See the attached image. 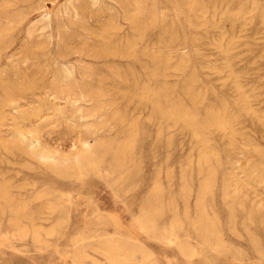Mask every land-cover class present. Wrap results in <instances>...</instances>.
Listing matches in <instances>:
<instances>
[{"label":"rangeland","instance_id":"obj_1","mask_svg":"<svg viewBox=\"0 0 264 264\" xmlns=\"http://www.w3.org/2000/svg\"><path fill=\"white\" fill-rule=\"evenodd\" d=\"M82 4L85 26L66 11L68 0H0V113L9 144L0 141V264H113L112 254L97 250L109 241L128 248L122 264H264V181L254 174L246 185L230 173L249 161L264 165V0ZM39 40L43 47L33 49ZM23 51L32 58L23 61ZM66 66L89 93L79 104L101 106L98 133L81 125L66 91L58 99L45 93ZM19 74L37 87L18 107L4 105L10 89L21 92ZM168 105L204 123L208 149L218 156L209 163L217 186L205 204L227 251L193 227L208 173L206 165L199 173L205 146L165 112ZM210 112L231 120L234 151ZM22 130L71 157L84 142L103 141L86 167L67 169L57 157L34 155ZM228 178L236 192L223 191ZM153 212L156 236L140 223ZM171 227L174 242L162 238Z\"/></svg>","mask_w":264,"mask_h":264},{"label":"bare ground","instance_id":"obj_2","mask_svg":"<svg viewBox=\"0 0 264 264\" xmlns=\"http://www.w3.org/2000/svg\"><path fill=\"white\" fill-rule=\"evenodd\" d=\"M91 1H92V4H95L97 2V0H91ZM129 1H134V0H129ZM41 2H43V1H40V3ZM66 11L72 13V18L76 21L75 23H78L81 26L87 25L85 22V20L87 18H85V16H84L85 15L84 14L85 7L82 4V0H68V5H66ZM133 17H134L133 18V26H137V22H136L137 17L136 16H133ZM104 26H106L105 28L107 29L108 27L112 26V22H109L107 24L105 23ZM35 31H36V29L35 30L32 29L29 31L28 34L31 36L34 34ZM102 32H105V31H102ZM0 33H2L1 30H0ZM101 35L102 34H100V36ZM44 43H45L44 40L37 41L35 43V45L33 46V49L43 47ZM107 46H108V44H107ZM107 46H101L100 50L105 51V52L113 51L114 54L118 53V51H119L118 48H109ZM131 49H132V43H131V45L128 46L126 54L131 53ZM221 49H222V47H221ZM223 49H224V47H223ZM21 54H22L21 59L23 61H27L28 59L32 58V53H30L28 51H25V52L23 51ZM227 66L230 68L231 71H233L232 63L227 64ZM155 67H158V63L155 65ZM73 77H74L73 76V68L70 66L64 67V70L62 71L59 79L57 80V84L50 86L48 89H46L45 93L49 94V95H54V98L58 99L59 97H61V91H66L68 93V98L70 99L72 105L75 108V113H76L77 119L82 122L81 125H84L86 128V131L90 134L98 133L99 130L101 129L100 125H102V121L100 119H98L99 115L97 114V112H98L97 110L100 109L101 106L99 108H96V109H91V108L89 109V108L84 107L81 104H79L81 99H83V97L89 95V93L86 92L83 85H81L80 83H75L73 81ZM17 82L20 83L21 92H15L14 90L10 89L7 92L6 98L4 100V103H5L4 105H12L15 108L18 107L17 105H19L21 97L26 96L31 90H33L37 87V85L31 84L30 81L24 80V78L22 76H20V74L18 75V81ZM236 86L238 89H240V90L242 89V86L240 83H237ZM61 103H62L61 101L56 102L57 105H59ZM243 109L247 110V111L251 110V107H250V104H249L247 98L244 99V101H243ZM4 112L5 111H3L2 114L0 113V141L3 142L4 145L7 147V145H9L8 141H6V139L4 138V136L2 134L3 133L2 126L5 124V119L7 117ZM165 112L178 116L186 125L191 127L194 130L198 140L200 142H202L203 146H205V149H204L203 153L201 154L200 162L202 164H200L201 166L199 167L200 168L199 173L200 174L204 173L203 165H206V168L208 169V173H207L205 179L203 180V182H201V184L199 185L201 192L203 191V194H202V196H199V200H198V204H197L198 211L196 213V216L192 218V224H193V227H194L195 231L197 232V234L202 236L203 240L205 242L209 243L212 247H214V249H216L218 251H222V250L227 251L226 245L223 243L222 238L219 236V234H220L219 231L216 229V226H214V223L210 219L209 213L206 212V204H205L206 194L211 193L213 195L214 194L213 191L217 186L216 169L212 168L209 163H210L211 159L218 158V156L215 153V151L208 149L210 144L208 142L207 137L204 136L203 131H202V129L204 127V123H201L197 117L190 115L187 110L180 109L179 107L174 106V105H168L167 110ZM210 114H211V116H210L211 122L210 123L217 126V127H220L222 129L226 130V132L230 135V150L234 151L235 147H234V144L232 142L234 139L233 137L235 134V128L233 127L231 120L226 118L225 115H223L219 112H210ZM85 118H91L93 120V122L87 123V122H85V120L84 121L81 120V119H85ZM20 135H21V137L30 139V142L28 144H25V145L34 147V149L32 150V153L34 155H36L40 158H48V157L56 158L57 157V160L61 161L65 165V168H67L66 167L67 164L71 163L73 165L72 167H75L76 169H80V170L82 169V167H84V166L86 167L87 163L90 160V157L93 155V153L95 151L96 146L99 145L100 143H102V141H103V139H101L100 141L99 140L86 141L83 143L84 148L81 151H79L76 155L71 157L69 155L59 154V152L57 150L49 148L46 145L41 144L39 138L33 133H31V135H29L31 137H28L26 132L22 130V131H20ZM229 157H233V155H230ZM231 160H234V158H231ZM237 162H241V160L240 161L237 160ZM262 163H263V161L259 160V161H249L243 167H241V165H240V167H238V165H233L230 173L232 175H235L236 177L242 179L246 185H252L251 179H252L254 174L257 178L260 179V181H264V165H262ZM67 173H70L69 170L67 171ZM222 185H223V191L224 192H230V193L232 191L236 192L237 186H238L235 182H233L232 178L225 179L223 181ZM9 208H11V207H9ZM159 210H162V208L156 209L157 212ZM156 214H157L156 212H153L151 214H144L140 219L141 225L144 228L148 229L149 231H152V233L154 232V234L157 233V231H156V229H154L155 223L152 222V220L155 219ZM171 235L176 236L175 227H173V228L171 227V229L169 230V235L167 233V234L163 235L162 238L167 240V241L169 240V241L174 242V238H172V237L169 238V236H171ZM155 236H156V234H155ZM155 236H153V237H155ZM167 238H169V239H167ZM181 248L183 251H185V252L187 251L189 254L195 253L194 251H189V249L185 248L184 245H181ZM97 250L100 252L102 251V252L107 253V254H112L111 256H109L110 257L109 259L111 262H113V264H122L121 258H123L124 254H125L122 252L123 251H129L128 248L123 247L122 245L121 246L117 245L111 241H109L103 247L98 248ZM83 254H85V253H83Z\"/></svg>","mask_w":264,"mask_h":264}]
</instances>
